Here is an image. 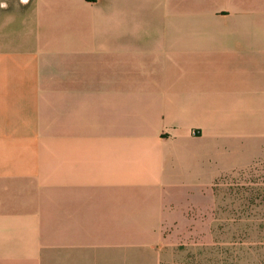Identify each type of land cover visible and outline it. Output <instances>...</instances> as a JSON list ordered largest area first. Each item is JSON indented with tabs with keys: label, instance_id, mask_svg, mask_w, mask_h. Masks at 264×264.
<instances>
[{
	"label": "crops",
	"instance_id": "1",
	"mask_svg": "<svg viewBox=\"0 0 264 264\" xmlns=\"http://www.w3.org/2000/svg\"><path fill=\"white\" fill-rule=\"evenodd\" d=\"M261 159L264 0H0V264L172 263Z\"/></svg>",
	"mask_w": 264,
	"mask_h": 264
},
{
	"label": "rangeland",
	"instance_id": "2",
	"mask_svg": "<svg viewBox=\"0 0 264 264\" xmlns=\"http://www.w3.org/2000/svg\"><path fill=\"white\" fill-rule=\"evenodd\" d=\"M206 197V213L196 215L193 224L176 227L180 239L174 259L163 263L264 264V160L223 175Z\"/></svg>",
	"mask_w": 264,
	"mask_h": 264
}]
</instances>
